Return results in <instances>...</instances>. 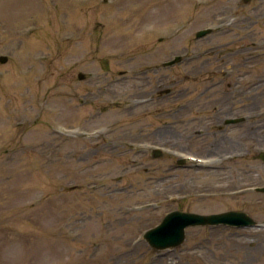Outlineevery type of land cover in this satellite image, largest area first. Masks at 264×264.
I'll list each match as a JSON object with an SVG mask.
<instances>
[{
	"label": "rangeland",
	"instance_id": "1",
	"mask_svg": "<svg viewBox=\"0 0 264 264\" xmlns=\"http://www.w3.org/2000/svg\"><path fill=\"white\" fill-rule=\"evenodd\" d=\"M2 54L0 264H264V0H0ZM174 209L260 225L150 246Z\"/></svg>",
	"mask_w": 264,
	"mask_h": 264
},
{
	"label": "water",
	"instance_id": "2",
	"mask_svg": "<svg viewBox=\"0 0 264 264\" xmlns=\"http://www.w3.org/2000/svg\"><path fill=\"white\" fill-rule=\"evenodd\" d=\"M211 28L201 29L198 31L197 36L201 37L209 32ZM0 60L6 62L8 60L7 55H1ZM179 60V57L169 61L166 64H173ZM83 77V74H80ZM240 119H229L228 122H237ZM156 156L161 154L157 151ZM257 157L264 160V151H260ZM258 190L264 191V187H258ZM228 224L237 226L255 225L257 222L246 211L229 210L219 213L202 214L197 212L173 210L169 212L162 222L153 228L148 229L144 237L149 244L157 249H165L168 247H175L181 244L185 239V228L189 225H217Z\"/></svg>",
	"mask_w": 264,
	"mask_h": 264
},
{
	"label": "flooded vegetation",
	"instance_id": "3",
	"mask_svg": "<svg viewBox=\"0 0 264 264\" xmlns=\"http://www.w3.org/2000/svg\"><path fill=\"white\" fill-rule=\"evenodd\" d=\"M212 73H214V72H211V74H212ZM221 73H222V72H221ZM222 75L225 76L224 73H222ZM211 77H213V74H212ZM218 80H219V81H218ZM220 81H221L220 79H217V80H216L215 82H213V83H211V82L208 83V84H207V88H211V87H213V86L218 85V84L220 83ZM151 91H152V90H151ZM151 91H150V92H151ZM171 91H172V90L169 88V90H168L167 92H165V93L168 94V93H171ZM202 93H203V92H202ZM175 94H176V93H175ZM159 95H163V93H161V91H160ZM151 98H152V97H151ZM152 118H156V115L152 116ZM226 118H227V117H226ZM226 118H224V121L226 120ZM172 121H176V120H172ZM170 140H171V138H170Z\"/></svg>",
	"mask_w": 264,
	"mask_h": 264
}]
</instances>
